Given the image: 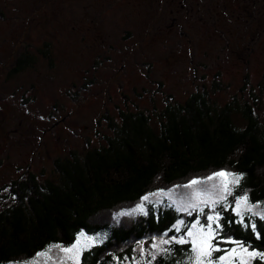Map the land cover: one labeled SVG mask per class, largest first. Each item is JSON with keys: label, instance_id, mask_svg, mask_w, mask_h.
Returning a JSON list of instances; mask_svg holds the SVG:
<instances>
[{"label": "rangeland", "instance_id": "obj_1", "mask_svg": "<svg viewBox=\"0 0 264 264\" xmlns=\"http://www.w3.org/2000/svg\"><path fill=\"white\" fill-rule=\"evenodd\" d=\"M175 1L0 0V210L16 200L15 183L30 176L41 183L57 179L58 160L107 143L126 115L143 112L157 128L167 108L205 93L217 108L234 105L239 128L246 125V104L264 119V0H254L253 23H247L245 14L239 19L236 11L221 25L207 18L210 28L204 30H199L197 16L188 18ZM23 52L33 57L32 64L10 74L13 60ZM224 179L231 178L213 176L150 195L116 216L168 206L200 215L199 228L207 215L216 213L206 209L227 204L230 195L220 187ZM256 205V215L244 211L245 222L264 213V203ZM191 224L179 222L176 235L139 242L133 255L114 264H154L175 246L191 245L186 235ZM181 237L189 243L178 244ZM104 239V234L83 232L75 259L74 253L53 247L72 245L52 244L41 252L46 255L11 264H84L85 253ZM218 253L212 259L223 254ZM256 259L260 257L247 264ZM233 264H239V257Z\"/></svg>", "mask_w": 264, "mask_h": 264}, {"label": "trees", "instance_id": "obj_2", "mask_svg": "<svg viewBox=\"0 0 264 264\" xmlns=\"http://www.w3.org/2000/svg\"><path fill=\"white\" fill-rule=\"evenodd\" d=\"M32 62L33 57L23 52L13 60L9 73ZM235 110L232 103L217 108L199 93L163 111L157 128L145 113L129 114L107 143L58 160L57 179L41 183L30 176L15 183L16 200L0 210V264L31 259L52 244L71 246L83 232L105 235L101 244L85 253L83 263L114 264L133 255L139 242L176 235L179 222L191 224L200 216L168 206L116 216L122 209L135 208L144 196L189 186L220 171L243 178L226 205L205 212H219L220 223L233 221L225 225L223 234L264 253V220L252 219L258 238L233 211L235 198L243 193L252 204L264 203V119L246 104V125L239 128L233 120ZM190 250V244L177 245L160 254L154 264H184ZM254 264L264 261L256 259Z\"/></svg>", "mask_w": 264, "mask_h": 264}, {"label": "snow or ice", "instance_id": "obj_3", "mask_svg": "<svg viewBox=\"0 0 264 264\" xmlns=\"http://www.w3.org/2000/svg\"><path fill=\"white\" fill-rule=\"evenodd\" d=\"M215 177H230L231 179H224L221 182L220 187L223 190V193H227L228 195L232 194V188L230 185H239L240 181L243 178V174L232 173L228 171H220L213 174ZM213 177H209L208 179H212ZM192 184H197L199 181L193 180ZM215 188L216 185H213ZM226 197L221 195V199H225ZM144 200H148V196L143 197ZM249 197L247 193H243L235 198V208L233 211L240 217L239 223L245 227H250L253 232L256 233L259 238L260 233L257 232L256 223L251 220L249 217L247 222H245L244 211L250 212L253 215L257 213L253 212V209L257 207L256 204L249 205L248 203ZM207 203V202H205ZM216 202L213 201V204ZM141 211H143V205H138ZM203 211V209H201ZM223 211V209L221 210ZM128 213H120V215H127ZM260 219L264 220V213H260ZM222 217L219 212L215 213V215H207L205 218V222L199 228L197 225L200 224V221L197 220L196 223L190 225L189 230L187 231V237H191V253L194 255L189 256L188 264H233V260L235 257H239V264H247V260L250 258H254L259 256L261 260H264V253L257 252L255 250L249 251L248 245H244L242 242H238L233 240L230 236L223 234V229L226 224H231L233 221H225L224 223H220ZM183 223V221H181ZM213 223L215 227H213ZM179 230V229H177ZM83 236V233H81ZM216 240V243L213 244V240ZM178 244L189 243L184 237L176 240ZM167 243V241H165ZM234 244L237 245L232 248H221V244ZM79 241L74 243L71 247H62L60 245H54L53 247L59 248L64 253H74L72 259H75L79 256L80 251L82 249L78 248L77 245ZM213 252L223 253L222 255L217 256L215 259H212ZM40 255H46V253H40ZM155 259V257H153Z\"/></svg>", "mask_w": 264, "mask_h": 264}, {"label": "flooded vegetation", "instance_id": "obj_4", "mask_svg": "<svg viewBox=\"0 0 264 264\" xmlns=\"http://www.w3.org/2000/svg\"><path fill=\"white\" fill-rule=\"evenodd\" d=\"M175 0H170V3L175 4ZM180 4V10L186 14L188 18L197 16V24L199 30L210 28V24L207 22V18L212 17L218 23L223 24V21L233 15L234 12H239V19L242 14H245L247 23L254 21L257 15V8L254 9V5H257L254 0H178ZM262 8V7H261ZM173 9L171 12L173 13ZM262 15L264 14V8L260 9ZM157 10H155V13ZM257 18V17H256ZM175 22V21H174ZM171 24L174 28L175 23ZM216 29V27H215ZM248 36H251V30L247 32Z\"/></svg>", "mask_w": 264, "mask_h": 264}]
</instances>
